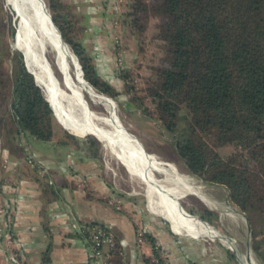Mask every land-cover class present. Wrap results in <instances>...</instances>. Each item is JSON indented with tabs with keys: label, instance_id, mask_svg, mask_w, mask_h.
<instances>
[{
	"label": "trees",
	"instance_id": "trees-1",
	"mask_svg": "<svg viewBox=\"0 0 264 264\" xmlns=\"http://www.w3.org/2000/svg\"><path fill=\"white\" fill-rule=\"evenodd\" d=\"M59 5L65 8L63 0H50L51 17L76 55L82 76L116 97L118 90L103 78L94 56L71 35L78 31L77 21L68 22L67 12L59 11ZM122 13L139 39L148 16L156 18L162 66L150 94L162 126L171 134L178 156L191 173L226 187L229 200L246 214L252 248L264 263V0H126ZM15 58L8 118L0 119L5 125L3 141L32 136L40 145L55 150L60 143L53 126V108L27 70L22 52L18 50ZM120 70L127 80L126 72ZM91 137H87L88 150L97 157L98 149H92L97 140ZM226 145L233 151L222 156L216 147ZM23 151L31 158L29 168L43 191L50 187L58 194L63 187L83 186L72 173L69 178L57 176L32 150ZM1 162L5 168L8 161ZM69 169L71 166L62 171ZM0 199L3 204L1 193ZM111 204L117 203L113 199ZM142 231L152 248V254L143 257L145 264H170L166 255L159 254L161 248L154 238ZM116 241L108 264H122L123 249Z\"/></svg>",
	"mask_w": 264,
	"mask_h": 264
},
{
	"label": "rangeland",
	"instance_id": "rangeland-1",
	"mask_svg": "<svg viewBox=\"0 0 264 264\" xmlns=\"http://www.w3.org/2000/svg\"><path fill=\"white\" fill-rule=\"evenodd\" d=\"M42 2L46 10L50 12V0H42ZM105 2L110 12L115 11L111 16H108L106 24L109 28L106 27L105 33L104 30L94 33L90 36V41H87V36L83 40L86 50L94 56V60L99 66V72L118 90V94L114 97L93 85L91 86L113 101L117 116L122 124L139 139L144 149L158 160L171 161L176 166L178 173L186 176V182L191 188L186 191L181 200H178L180 216L186 220L184 223L189 225V221L192 219L194 222L205 224L207 228L215 230L218 235L210 237L200 229L193 234H185L180 230H175L171 220L151 208L139 178L131 176L125 166L107 150L102 141L90 132L83 135L72 133L57 119L53 109L55 136L60 143L55 150L44 145L33 144L32 140L24 137L20 140L14 139L4 142L5 125L1 121L0 157H24L23 160L25 161L22 164L24 167L30 166L25 151H23L26 148L32 150L35 157L65 158L63 167L67 164L66 161L68 162L70 159L73 161L74 157H83L85 162L81 167L82 169L78 168L73 161L68 164L74 165V169L71 167V170H66L68 173H72V176L77 178L76 181L83 185L76 189L84 195L105 190L106 193L102 199L113 207L114 205L111 203L114 199L117 203L115 208L121 210L126 217L132 221H138L136 223L147 222L151 224L153 230L159 229L167 232V235L176 241L177 256L184 260L180 264H242L240 261L243 252L248 248L255 258L252 264H264L252 248L253 236L246 214L229 200L228 190L224 185L205 181L188 170L175 150L171 134L162 126V121L159 119V109L150 94V89L156 84L157 69L162 66V53L154 28L156 18L151 15L148 16L145 20L148 23L143 29L141 39H139L134 35L131 23H128L124 18L125 16L122 15L123 10L121 12L115 10V0H105ZM58 10L64 11L60 5ZM76 14L67 13V21L73 24L80 20L77 18L80 17V13L77 12ZM11 15L12 12L5 7L4 0H0V119L8 118L11 72L18 52V48L13 44L15 25ZM79 34L80 32L77 31L73 34L71 32V35L77 40L80 38ZM104 34H107L106 38L109 37L110 39L109 48L106 49L107 53H104L100 48L98 39ZM55 55V50L51 45H48L46 56L56 74L60 75ZM120 69L126 72L127 80L121 76ZM126 81L129 87L125 83ZM86 99L95 112H106L103 104L98 100L93 102L88 95H86ZM182 125L183 121L181 120L179 126ZM88 136L97 140L92 147V149H98L97 157L91 156L92 152L88 150ZM216 149L222 156L233 151V147L230 145L216 147ZM42 160L44 159L42 158ZM54 163L51 164L56 167ZM60 164L58 165L59 168H61ZM43 165L48 167V165ZM0 166L2 167V162H0ZM70 166H67L66 169ZM156 176L167 177L170 174L157 171ZM96 187L100 190H97ZM98 195L100 194L98 193ZM154 208L156 210L157 207ZM6 213H8L7 210L3 214ZM202 214L205 216L204 219L201 218ZM160 224L161 228H158ZM222 237L230 242L233 241L232 243L236 247L232 248L224 244L221 240ZM228 251L232 252L234 257H230ZM164 255L167 256L170 264H175L168 251L164 250ZM244 260H246V264H250V260H247L246 257Z\"/></svg>",
	"mask_w": 264,
	"mask_h": 264
},
{
	"label": "crops",
	"instance_id": "crops-1",
	"mask_svg": "<svg viewBox=\"0 0 264 264\" xmlns=\"http://www.w3.org/2000/svg\"><path fill=\"white\" fill-rule=\"evenodd\" d=\"M64 10L73 12L80 20L76 26L80 32L78 39L85 45L83 38L90 41L94 33L106 32L107 19L111 16L105 0H63ZM107 35V34H106ZM98 37L100 48L104 53L109 48L110 39ZM88 49V48H87ZM27 139L39 145L32 136ZM40 146V145H39ZM42 146V145H41ZM5 152V151H4ZM6 158L7 167L0 166V189L3 205L8 213L0 217V264H88V248L74 229L76 220L96 221L105 224L117 239L125 241L122 246V264H145L143 257L152 254L151 243L144 240L142 245L136 243V230L142 228L154 238L155 243L173 258L175 264L184 260L177 255L176 241L167 232L152 229L147 222L132 221L115 206L102 199L106 191L98 193H80L76 188L63 187L55 194L50 187L43 191L35 174L29 167H24V157ZM40 163L54 169L55 175L69 173L62 171L69 162H75L82 169L83 157H74L73 161L55 157H35ZM42 158L44 160H42ZM62 161V162H61ZM55 162V163H54ZM61 162V164H60ZM54 163L56 165L53 166ZM61 165L58 166L59 164ZM75 165V166H76ZM74 169V165H71ZM160 226V227H159ZM161 228V224L158 225ZM10 231L15 242L13 257L9 256L5 233ZM186 249V248H185Z\"/></svg>",
	"mask_w": 264,
	"mask_h": 264
},
{
	"label": "bare ground",
	"instance_id": "bare-ground-1",
	"mask_svg": "<svg viewBox=\"0 0 264 264\" xmlns=\"http://www.w3.org/2000/svg\"><path fill=\"white\" fill-rule=\"evenodd\" d=\"M4 3L12 12L15 25L13 44L22 52L27 68L35 75L57 119L72 133L83 135L90 132L102 141L129 174L139 178L151 208L171 220L175 230L193 234L200 229L210 237L218 235L215 230L192 219L189 225L184 223L186 220L180 216L178 200L191 188L186 176L178 173L171 161L158 160L144 149L139 139L122 124L113 101L85 80L69 47L59 37L42 0H4ZM48 45L55 50L60 75L56 74L46 56ZM86 95L93 102L98 100L102 103L106 112H95ZM157 171L170 176H156ZM221 240L232 248L236 247L233 241L223 237ZM245 257L250 264L255 259L249 248L243 252L242 264H246Z\"/></svg>",
	"mask_w": 264,
	"mask_h": 264
},
{
	"label": "built area",
	"instance_id": "built-area-1",
	"mask_svg": "<svg viewBox=\"0 0 264 264\" xmlns=\"http://www.w3.org/2000/svg\"><path fill=\"white\" fill-rule=\"evenodd\" d=\"M126 0H115V10L121 12L124 9ZM27 162L32 165L31 158L27 159ZM117 206V205H116ZM6 212V208L0 199V215ZM74 229L80 232V238L86 243L88 248V264H108L109 251L115 247L117 241L113 232L106 226L99 223H93L88 220H76ZM142 229L136 231V243L142 245L144 239L142 237ZM6 244L9 248V256L15 255L14 246L15 242L10 231L5 233ZM118 243L121 246L125 245V241L118 239ZM159 254L164 255V250L160 249ZM165 256V255H164ZM156 261V259H154Z\"/></svg>",
	"mask_w": 264,
	"mask_h": 264
},
{
	"label": "water",
	"instance_id": "water-1",
	"mask_svg": "<svg viewBox=\"0 0 264 264\" xmlns=\"http://www.w3.org/2000/svg\"><path fill=\"white\" fill-rule=\"evenodd\" d=\"M49 16L51 17V15H50V12H49ZM51 19H52V17H51ZM53 21V20H52ZM53 24L55 25V23L53 22ZM55 27L57 28V30H58V34H59V37L62 39V35H61V33H60V31H59V29H58V27L55 25ZM62 41H63V43L64 44H66L68 47H69V49H70V51H71V54H72V56L73 57H75V60H76V63H77V65L79 66V69H80V72H81V74L83 75V71H82V68H81V65H80V63L78 62V60H77V57H76V55L74 54V52L72 51V49H71V47L62 39ZM24 63H25V61H24ZM25 66H26V64H25ZM26 68H27V66H26ZM27 70L29 71V69L27 68ZM30 72V71H29ZM34 80H35V82L37 83V81H36V78L34 77ZM86 80V79H85ZM87 81V80H86ZM88 82V81H87ZM89 83V82H88ZM38 84V83H37ZM39 85V84H38ZM92 85V84H91ZM40 86V85H39ZM41 87V86H40ZM42 88V87H41ZM43 90V89H42ZM255 252V251H254ZM255 254H256V252H255ZM257 255V254H256ZM258 256V255H257Z\"/></svg>",
	"mask_w": 264,
	"mask_h": 264
}]
</instances>
